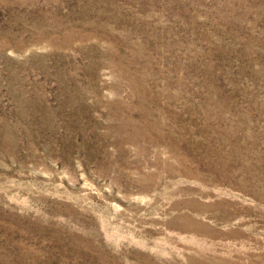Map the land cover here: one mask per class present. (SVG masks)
I'll use <instances>...</instances> for the list:
<instances>
[{"label": "rangeland", "instance_id": "374dc122", "mask_svg": "<svg viewBox=\"0 0 264 264\" xmlns=\"http://www.w3.org/2000/svg\"><path fill=\"white\" fill-rule=\"evenodd\" d=\"M0 264H264V0H0Z\"/></svg>", "mask_w": 264, "mask_h": 264}]
</instances>
